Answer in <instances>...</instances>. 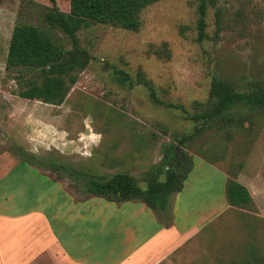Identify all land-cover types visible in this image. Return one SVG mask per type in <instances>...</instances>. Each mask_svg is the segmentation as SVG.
Here are the masks:
<instances>
[{
	"label": "rangeland",
	"instance_id": "obj_1",
	"mask_svg": "<svg viewBox=\"0 0 264 264\" xmlns=\"http://www.w3.org/2000/svg\"><path fill=\"white\" fill-rule=\"evenodd\" d=\"M68 1L54 0L61 10L68 9ZM51 4L0 0V155L8 159L0 172L18 159L47 163L34 164L57 179L69 178V169L53 164L73 167L84 173L77 182L65 181L76 194L87 179L109 177L120 172L116 163L127 162L133 163L143 188L142 177L156 171L165 146L172 144L193 157L180 195L188 202L209 198L217 205L225 198L227 173L238 172L255 200L225 212L231 226L225 238L231 237L234 245L245 240L244 264H264V118L229 137L211 129L183 146L177 142L194 132L187 117L195 111L194 101L207 99L214 73L238 85L264 73V0H208L207 38L202 41L197 40L198 0H161L147 6L136 32L100 24L81 29L79 43L92 58L60 105L21 98L13 74L5 70L9 38L18 22L39 25L70 47L66 35L42 21L44 6ZM120 70L131 78L142 71L160 101L181 105L186 112L153 102L142 84L120 85ZM36 174L41 172L34 168L28 176L34 179ZM164 175L162 171L160 179ZM24 183L20 190L34 184ZM42 183L38 191H45ZM235 248L231 246L232 252Z\"/></svg>",
	"mask_w": 264,
	"mask_h": 264
},
{
	"label": "crops",
	"instance_id": "obj_2",
	"mask_svg": "<svg viewBox=\"0 0 264 264\" xmlns=\"http://www.w3.org/2000/svg\"><path fill=\"white\" fill-rule=\"evenodd\" d=\"M7 160L0 155V166ZM36 165L18 159L0 172V264H244L245 240L234 245L225 238V212L237 208L225 198L217 205L209 198L188 202L182 189L156 211L139 199L75 194L65 185L71 177L57 179ZM115 166L135 176L133 163ZM34 168L41 175L31 179ZM40 181L45 191L37 190Z\"/></svg>",
	"mask_w": 264,
	"mask_h": 264
},
{
	"label": "trees",
	"instance_id": "obj_3",
	"mask_svg": "<svg viewBox=\"0 0 264 264\" xmlns=\"http://www.w3.org/2000/svg\"><path fill=\"white\" fill-rule=\"evenodd\" d=\"M161 0H69L68 9L61 10L54 0L44 6L42 21L51 28L59 29L70 41L66 48L55 41L48 30L26 22L14 25L7 47L5 70L13 74L18 85L17 95L28 100L60 105L68 91L78 79V75L88 66L92 56L79 43L78 32L94 24L119 27L128 31H138L141 26L140 12L147 6ZM208 0H198L197 40L207 38L206 10ZM217 23L220 13L216 12ZM217 26L215 34L219 31ZM120 85L132 87L142 84L148 89L151 100L167 107L182 108L160 101L155 89L145 74L138 70L135 77L122 70L116 72ZM194 113L188 115L194 124V132L177 142L183 146L197 134L213 129L214 132L231 136L255 124L256 118H264V73L254 77L244 85H238L229 77L214 73L210 80L208 97L205 101H194ZM246 130V129H245ZM34 157H31V161ZM46 166L47 163L34 162ZM55 168H66L68 176L77 182L82 171L73 167L53 164ZM194 166L193 157L185 151L175 150L174 145L165 146V153L153 174L142 177L144 187L138 185L136 176L126 172H115L107 176L91 177L83 184L85 192L108 201L121 202L139 199L149 208L164 211L174 193L181 191L184 182ZM164 171V178L160 175ZM224 194L228 204L237 207L252 205L248 188L237 180L238 172L227 173ZM78 182H83L79 180Z\"/></svg>",
	"mask_w": 264,
	"mask_h": 264
}]
</instances>
